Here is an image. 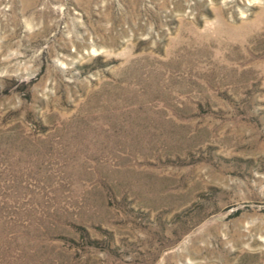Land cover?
I'll return each mask as SVG.
<instances>
[{"label":"rangeland","instance_id":"obj_1","mask_svg":"<svg viewBox=\"0 0 264 264\" xmlns=\"http://www.w3.org/2000/svg\"><path fill=\"white\" fill-rule=\"evenodd\" d=\"M0 264H264V0H0Z\"/></svg>","mask_w":264,"mask_h":264}]
</instances>
